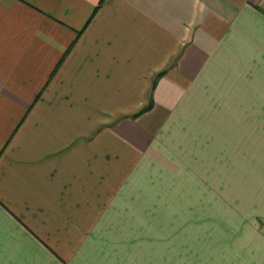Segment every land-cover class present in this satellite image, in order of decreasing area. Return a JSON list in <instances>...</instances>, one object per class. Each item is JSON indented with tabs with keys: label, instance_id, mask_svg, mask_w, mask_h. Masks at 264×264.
I'll use <instances>...</instances> for the list:
<instances>
[{
	"label": "crops",
	"instance_id": "1",
	"mask_svg": "<svg viewBox=\"0 0 264 264\" xmlns=\"http://www.w3.org/2000/svg\"><path fill=\"white\" fill-rule=\"evenodd\" d=\"M233 132L250 227L185 205ZM0 264H264V0H0Z\"/></svg>",
	"mask_w": 264,
	"mask_h": 264
},
{
	"label": "rangeland",
	"instance_id": "2",
	"mask_svg": "<svg viewBox=\"0 0 264 264\" xmlns=\"http://www.w3.org/2000/svg\"><path fill=\"white\" fill-rule=\"evenodd\" d=\"M241 121V120H239ZM247 140L248 148L241 151L217 149L212 152L213 157H204L203 164L199 165L194 174V193L186 197L185 205H191L192 200L204 203L211 200L219 205L226 203L227 215L230 220L236 221L235 217L249 219L248 227L255 223V196H256V174H255V134L235 133L227 138L232 145H245ZM223 148V147H222ZM229 159V160H228ZM224 160H228L225 161ZM223 161V162H222ZM215 165V166H214ZM199 176V177H198ZM191 184V185H193ZM175 190V187L172 188ZM188 191V189L186 190ZM185 191V192H186ZM217 195V196H215ZM205 201V202H204ZM230 208L232 211L230 212ZM239 209H246L240 212Z\"/></svg>",
	"mask_w": 264,
	"mask_h": 264
}]
</instances>
